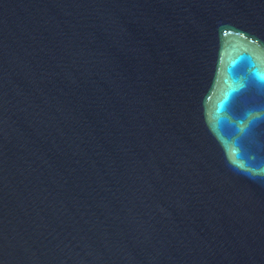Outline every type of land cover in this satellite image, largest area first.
Returning a JSON list of instances; mask_svg holds the SVG:
<instances>
[{"label":"water","instance_id":"obj_1","mask_svg":"<svg viewBox=\"0 0 264 264\" xmlns=\"http://www.w3.org/2000/svg\"><path fill=\"white\" fill-rule=\"evenodd\" d=\"M0 264H264V0H0Z\"/></svg>","mask_w":264,"mask_h":264}]
</instances>
